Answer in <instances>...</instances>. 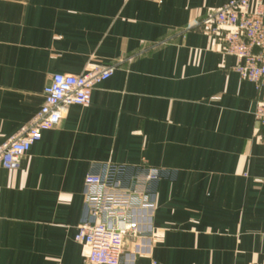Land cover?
<instances>
[{"label": "crops", "instance_id": "0c3cea01", "mask_svg": "<svg viewBox=\"0 0 264 264\" xmlns=\"http://www.w3.org/2000/svg\"><path fill=\"white\" fill-rule=\"evenodd\" d=\"M229 0H0V143L43 103L52 74L114 67L17 169L0 168V264H89L84 179L156 169L123 264H264V88L194 27ZM122 264V263H121Z\"/></svg>", "mask_w": 264, "mask_h": 264}, {"label": "built area", "instance_id": "2783aa9c", "mask_svg": "<svg viewBox=\"0 0 264 264\" xmlns=\"http://www.w3.org/2000/svg\"><path fill=\"white\" fill-rule=\"evenodd\" d=\"M194 27L206 31L220 44L222 52L235 58L233 70L256 89L264 88V0H229L207 11ZM112 65H92L78 75L52 74L43 88V103L33 117L0 143V168L13 170L42 132L54 128L71 105L90 103L93 87L109 78ZM255 122L264 128V100L259 99L253 112ZM112 166L84 179V206L91 220L76 226L74 241L87 248L89 264H123L125 240L135 238L144 226L142 213L151 206L147 180L156 169H147L144 177L133 178L130 186L117 180L123 171Z\"/></svg>", "mask_w": 264, "mask_h": 264}]
</instances>
